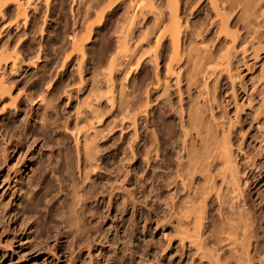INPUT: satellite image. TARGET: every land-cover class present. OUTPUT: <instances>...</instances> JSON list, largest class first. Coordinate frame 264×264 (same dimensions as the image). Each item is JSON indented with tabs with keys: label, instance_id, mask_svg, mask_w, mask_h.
<instances>
[{
	"label": "rangeland",
	"instance_id": "rangeland-1",
	"mask_svg": "<svg viewBox=\"0 0 264 264\" xmlns=\"http://www.w3.org/2000/svg\"><path fill=\"white\" fill-rule=\"evenodd\" d=\"M28 1L30 9L26 10L25 17L22 11L19 15L16 11L10 13L11 10H8L9 13L6 14L8 19L0 18V71H3L5 67L7 68L5 72L10 71L9 67L13 65L11 62L15 63L14 67L17 70L15 75L6 73V78L7 75L10 76L7 78L9 80L0 87L2 92L3 89L6 90L5 95H1L2 92L0 94V264H188L189 260L180 255L183 250L176 242V231L175 226L172 227L174 223L170 209L173 204L184 201L188 196L192 198V192L196 189L209 186L211 182H214L217 188L222 184V180L219 181V179H222L220 169L223 164L221 161L219 163L216 161L210 169L208 165L206 167L208 163L205 164L204 157L206 169L210 174L215 173L217 179L215 177V181L213 178L212 181H208L210 176L214 177L212 174H209L207 179L205 177L203 179V174L206 176L208 171L200 172L199 164L203 159L200 160L203 156L200 149L203 148L198 146L201 143L194 136V131H192L194 135L191 136L187 151L192 155L189 154L190 158L197 159L195 163L198 164L200 160L198 166L193 165L195 169L189 166L188 152L186 154L180 150L182 132L179 126L181 121L179 112L184 110L183 117L186 121L188 119L186 115L197 103L195 99H199L197 95L200 96L198 93L200 90L191 86L190 83V79L195 76V69L200 66L201 59L197 61L198 57L205 50L201 48V53L200 47H206V52L208 49L213 57H217L223 52L226 53L225 51L232 46L230 41L222 37L218 38V27H214L216 24L210 25L214 16L208 0H142V4L140 0L142 10L141 5L140 10L137 7L138 0L136 3H134L136 0H131L135 5L133 4V9L130 3V11L129 4L123 3V1L129 3L130 0H119L118 4L116 2L118 0ZM95 1L97 6L93 5ZM10 6L9 9L14 10L15 4ZM100 7L104 11L101 12ZM135 7L138 12L142 11L144 18L140 15L137 19L138 12L135 11ZM160 9L164 10V13ZM134 11L133 17L135 16L137 21L131 16L134 13H130ZM100 12L104 13L101 15ZM160 12L165 16L163 15L161 24H156V15ZM230 13L232 14L231 31L238 30L243 40L241 14L237 10ZM175 15H177L176 19ZM130 18L135 21L132 19V22H129ZM129 23L132 25L130 26ZM128 28L130 30H127ZM124 29L127 30L126 33ZM174 29L180 30V36L176 35L177 32L172 35ZM130 32L133 33L132 36ZM194 34L196 37L198 34L201 36L196 39ZM145 36L146 39H144ZM161 36V42H156ZM173 36H177V45L176 42L172 44ZM240 44L239 41L235 45L234 53L231 50L230 73L239 74V78L242 77L236 84L241 83L247 89H251L264 71V53L257 67L247 71L241 67L240 62L238 63L242 57L238 50ZM175 45L180 51L174 50ZM196 49L201 55L193 61L194 55L192 58L188 57L194 54L192 50ZM172 52L173 54L180 52L181 54L177 53V55L183 59L180 57V64L177 67L181 74L179 75L181 76L180 86L177 88L172 81L169 83L168 99L166 96H161L162 90H156V82L159 79L160 82H164L165 66L169 64L166 61L171 59ZM210 66H214V62ZM192 69L195 70L194 76L191 73ZM221 77L216 83L217 79L214 81L213 78L206 81L208 98L218 99V108L214 106L216 117H219L220 112L223 115L226 109L227 118L232 116L231 120H233V109L227 107L224 100L229 97L231 87L229 76L224 73ZM187 78L188 82H186ZM104 81L107 82V87L110 83L112 87L109 86L106 89L103 85ZM239 85H236V88ZM94 88H98V91ZM179 92L183 99L181 105L178 98ZM99 93L103 96V101L100 100L98 104L97 99L101 96ZM203 95L205 96L206 92ZM193 99L196 102L195 105H192ZM87 101L100 105L98 107L103 112L99 114L103 117L97 116L102 118L100 125L98 121L97 124L95 123L93 116L89 113L86 114H89L88 119L85 113L82 114L81 111L87 112L86 107L84 109L83 106L87 104ZM199 102L204 103L201 100ZM208 104L210 103L205 101L206 109ZM223 104L225 107L219 108ZM243 104V113L241 112L238 121L234 122L236 125L233 127L230 144L240 176L242 195L255 216L253 223L251 222L252 229L256 230L253 235L258 234L256 237L261 240L264 247V231L262 232V227L264 229V147L257 142L259 133L256 129L257 124H264V114L257 122L253 121L252 116L257 105L253 103L252 108H248L245 101ZM2 106L5 108L4 112L1 110ZM75 111H79L80 119H76L78 115ZM205 114L208 117V113L205 112ZM91 117L94 122L90 120ZM74 119H76L75 122ZM88 120L90 124L87 123ZM91 122L95 123V129L99 128L102 132L97 130L99 136L94 142L97 160L92 162L94 165L91 163L90 166L93 165V168L88 167L93 169V173L92 171L88 173L87 181L78 176L76 171L78 163L75 157L77 149L80 150L84 144L80 133L83 134L88 125H93ZM78 124H81V127ZM169 126L172 127L169 128ZM76 132H79L78 141L79 144L82 141V146L80 144L76 147L74 144L73 133L77 134ZM193 141L196 144L192 145ZM83 147L80 151L84 149ZM14 148L15 150L12 151ZM195 149L198 150L197 153L200 151L199 157H196ZM80 151L79 153L83 155L84 151L82 153ZM178 157L185 158L188 162L183 159V165L187 164L184 169L193 168L196 173L200 172V176L199 173L195 175L193 169L191 171L194 176L190 171L188 173L189 175L191 173L194 178L191 175H182L185 170L179 172V166H176L178 165L176 162L180 159ZM193 159L191 163L195 161ZM81 166L84 164L82 163ZM219 170L221 174L217 172ZM181 179L183 183L189 180L185 184L192 185L190 190L188 189L189 193L183 189L187 186H182ZM196 197V203L204 198L200 194ZM212 198L208 204L210 206L208 213L214 219H211V223L215 224L212 228H216L219 220L216 215V201L214 197ZM170 235L172 237L168 238ZM263 252L264 250L260 252L261 255ZM227 254L229 251H224L223 259L229 257ZM254 259L251 264H259L257 257ZM225 260L221 261L226 264L230 261ZM233 261L229 264H239Z\"/></svg>",
	"mask_w": 264,
	"mask_h": 264
},
{
	"label": "bare ground",
	"instance_id": "bare-ground-1",
	"mask_svg": "<svg viewBox=\"0 0 264 264\" xmlns=\"http://www.w3.org/2000/svg\"><path fill=\"white\" fill-rule=\"evenodd\" d=\"M21 1V2H20ZM26 1V3H23V2H25ZM28 0H23V2H22V0H0V18L3 20V18H5L6 17V14H8L9 12H8V10H11V12L10 13H13L14 11H16V13H18L19 14V12H21L22 11V14H23V16L25 17V12H26V10L30 7V4H28L29 3V1L27 2ZM41 1V0H40ZM75 1V0H74ZM107 1H109V0H107ZM106 1V2H107ZM115 1V0H114ZM126 1V0H125ZM135 1V0H134ZM151 1V0H150ZM176 1V0H175ZM227 0H225V2H226ZM42 2V1H41ZM61 2V1H60ZM77 2V1H76ZM79 2V1H78ZM94 2V1H93ZM92 2V3H93ZM117 2V4H118V2H119V0L118 1H116ZM129 2V1H128ZM137 2V0L134 2V3H136ZM140 2V0H138V4L139 5H137V7H138V9H139V6L142 4V0H141V4L139 3ZM223 0H208V4H209V7L211 8V11H212V14H213V20L211 21V23H210V25L211 26H213L214 24H216V25H214V27L215 26H217L218 27V38L219 37H222V38H224V39H226V40H228V41H230V43H231V48L229 49V50H227V51H225L226 53H224L223 52V54L222 55H219V56H214L213 57V54L211 53V52H209L208 51V49H207V52H206V47H200V49L201 48H205V50H204V52L202 53V49H201V53H202V55L200 54V51L199 50H197V49H199V48H197L196 50L197 51H199V52H197L196 50H192V52L194 53H196L197 52V55L194 53V54H189L190 56L188 57V58H192L193 57V55L195 56V57H193V58H195V59H193V61L194 60H197V56H200V57H198L199 59L197 60V61H199L200 59V66H198V69L196 68H194L195 70H196V72H194L195 70H193L191 73H192V75H193V72L195 73V76L194 77H192V75H190L191 77H192V79H190V83H191V86H193V87H197L200 91L198 92V93H200V96H199V94L197 95V97H199V99H195L196 101H197V103L194 101V99L193 100H191V102L193 103L192 105H195V103H196V109L194 110V108H195V106H193V108H192V111L191 112H189L186 116H188L187 118V120L186 121H184V117H183V115H184V110L182 111H177V112H179V113H176V114H178V115H180L179 116V118H181V121H180V129H181V132H182V141H181V151L182 152H185L186 154H187V150H188V148H189V141H190V139L192 138L191 136H193L192 135V131H194V133H195V137L199 140V143H201V145H199L198 144V146H201L203 149H200V148H198V149H200V151H201V153L203 154V156H201V158H200V160L204 157L205 159H206V162H205V159L203 158L202 159V163H200V160L198 161L199 163V166H201V170L200 169H198V170H200V172H203L204 171V173H206L208 170L206 169V167H207V165L209 166V168H210V166H213V165H215L214 163L216 162V161H218V162H216V163H219V161H221V163L223 164V166L221 167V171L219 170V171H217V172H221L220 174L222 175L221 177H222V179L220 178L219 179V181L220 180H222L221 182H222V184H221V186L220 187H215V185L211 182V183H209V186H206V187H203V185H202V187L203 188H201V189H196V191H193L192 193V195H193V197L192 198H190L189 196L187 197V195L185 194V196L187 197V199H184V201H182V202H180L179 201V203H175V204H173V206H172V208L170 209L171 211H172V215H171V218H172V220H173V223H174V225L172 226V227H174L175 228V231H176V233H175V238H176V242L178 243L177 245H179V247H181L182 248V250H183V252H182V254H180L181 255V257L182 256H184V259L186 258L187 259V261L189 260V262H187L188 264H194L195 262H197L196 264H226V263H224V262H222V261H224V259H226L227 261L228 260H230V261H233V262H238L239 264H251V263H253V261L255 260L254 258L255 257H257V259H258V263L259 264H264V256H263V254H264V252H263V254L261 255V253H262V251L264 250V247H263V244H262V242H261V240L260 239H257V235L256 236H254L253 235V232L254 233H256L253 229H252V225H251V222L253 223V217H255V216H253V214L251 213V210H250V205L247 203V201L244 199V197H243V195H242V190H241V188H240V176H239V172H238V168H237V166H236V164H235V161H234V157H233V152H232V148H231V144H230V140H231V135H232V132H233V127H234V125H236V124H234V122H237L238 121V116L240 115V113L244 110V104H243V101H245L246 102V105L248 106V108H252V104L253 103H255L256 105H257V108H256V110L254 111V114H253V121H256L257 122V120L259 119V117L262 115V114H264V71H262V73H261V78L259 79L258 78V80L256 81V82H254L253 84V87H251V89L249 88V89H247L245 86H243V84L241 85V83H240V85L239 84H236V83H238L239 82V79L241 78L242 79V77L240 76V78H239V74H237V75H234V74H232V73H230V66H231V61H232V56H231V50L233 51V48L235 47V45L237 44V43H239V41L241 42V44H240V47H238L239 49V51H240V53H241V60L240 61H238V63L240 62L241 64V67H243L245 70H247V71H252L253 70V68L256 66V65H258L259 64V62H261L262 61V59H263V57H261L262 56V54L264 53V44H262V41H263V39H264V0H228L226 3H225ZM229 2V3H228ZM31 3V2H30ZM65 3V2H64ZM96 3V4H95ZM95 3L93 4V5H96L97 6V2L95 1ZM99 3V2H98ZM123 3L124 4H129V6H130V3H132L131 2V0H130V2L129 3H125L124 1H123ZM122 3V4H123ZM134 3H132L131 4V6H132V8H133V4ZM178 2H176V5H178L177 4ZM15 4V8H14V10H12V9H9V8H11V6L10 5H14ZM43 4V3H42ZM106 4H108V2L106 3ZM112 4H113V2H112ZM114 4H116V3H114ZM72 5V4H71ZM77 5V4H76ZM88 5V4H87ZM86 5V6H87ZM110 5H111V3H110ZM135 5V4H134ZM68 6V5H67ZM85 6V7H86ZM88 6H90V5H88ZM126 6H128V5H126ZM125 6V7H126ZM128 6V10L130 11V9L129 8H131V6L129 7ZM137 7H135V11L137 10V12H138V9H137ZM178 7V6H177ZM91 8V7H90ZM105 8V11H106V7H104ZM30 9V8H29ZM36 9V8H35ZM53 9V8H52ZM102 8L100 7V9L99 10H101ZM108 9V8H107ZM134 9V8H133ZM178 8H176V11H178L177 10ZM140 10V9H139ZM141 10H142V5H141ZM236 10H237V12H240L239 14H241V16L240 15H237V16H240V19H241V25H242V29L244 30V34H242V36H243V40H242V37H241V35L239 34V32H238V30L236 31V32H232L231 31V28H230V25L232 26V23H230L231 22V13L230 12H236ZM98 11V10H97ZM102 11H104V9L103 10H101V12ZM135 11L134 12H130V13H134V14H131V16L133 17V15H135ZM160 11H162V9H160ZM164 11V10H163ZM162 11V12H163ZM94 12V11H93ZM99 13V14H103V13ZM162 12H160V13H158V15H156V24H158V23H160L161 21H162V19H163V17L165 16L164 14H162ZM76 13V12H75ZM85 13H86V11H85ZM129 13V12H128ZM138 13H140L139 15H138ZM137 13V15H136V17H137V19H138V17L140 16V17H143V15L141 14L142 13V11H140V12H138ZM164 13V12H163ZM21 14V13H20ZM19 14V15H20ZM71 14V13H70ZM77 14V13H76ZM157 14V13H156ZM175 14H176V12H175ZM233 14H235V13H233ZM72 15V14H71ZM164 15V16H163ZM10 16V15H9ZM46 16V15H45ZM236 16V17H237ZM8 17V16H7ZM6 17V18H7ZM102 17V16H101ZM135 17V16H134ZM133 17V18H134ZM135 17V18H136ZM133 18H130V20H129V22H132L131 20L133 19ZM134 18V19H135ZM144 18V17H143ZM177 18V15H175V19ZM238 18V17H237ZM8 19V18H7ZM17 19V18H16ZM15 19V20H16ZM45 19V18H44ZM133 19V20H134ZM137 19H135L136 21H137ZM175 19H174V21H175ZM23 20H25L24 18H23ZM77 20H78V18H77ZM81 20V19H80ZM98 20H100V18L98 19ZM98 20H96L97 22H99ZM134 20V21H135ZM1 21V20H0ZM95 21V22H96ZM164 21V20H163ZM177 21V20H176ZM32 22H34V20L32 21ZM31 22V23H32ZM45 22V21H44ZM19 23V22H18ZM5 24H7V23H5ZM24 24V23H23ZM92 24V23H91ZM97 24H99V23H97ZM161 24V23H160ZM160 24L158 25V26H160ZM173 24V23H172ZM11 25V23L9 24V26ZM32 25H34V24H32ZM44 25V24H43ZM75 25V24H74ZM129 25L131 26L132 25V23L130 24L129 23ZM163 25V24H162ZM209 25V26H210ZM3 26V25H2ZM73 26V25H72ZM158 26L156 25V28H158ZM194 26H195V24H194ZM74 27V26H73ZM202 27V26H201ZM216 27V28H217ZM196 28V27H195ZM200 28V27H199ZM125 30V29H124ZM127 30H130L129 28L127 29ZM127 30H125V33H126V31ZM132 30V29H131ZM176 30H179V29H174V32L172 33V35L173 34H176V32H177V36L179 35L180 36V30L179 31H176ZM202 30V29H201ZM233 30V29H232ZM192 31V30H191ZM196 31V30H195ZM200 31V30H199ZM205 31V30H204ZM204 31H203V33H204ZM192 32H194V31H192ZM131 33V34H130ZM129 34L132 36V32H130ZM183 33V32H182ZM196 33V32H195ZM199 33V32H198ZM201 33H202V31H201ZM128 34V33H127ZM149 34V33H148ZM122 35H123V33H122ZM129 35V36H130ZM193 35V34H192ZM195 35V34H194ZM204 35V34H203ZM125 36H126V34H125ZM125 36L123 37V38H125ZM129 36H128V39H129ZM177 36H173L171 39H172V44H173V42L177 45V41H178V39H177ZM201 36V35H200ZM199 36V34H198V36L197 37H200ZM148 37V36H147ZM176 37V38H175ZM192 37V36H191ZM194 37H196V35L194 36ZM197 37H196V39H197ZM132 38V37H131ZM130 38V39H131ZM160 39L159 40H156V42H161V38H162V36L161 37H159ZM174 38V39H173ZM179 38V37H178ZM144 39H146V36H145V38ZM164 39V38H163ZM162 39V40H163ZM201 39V38H200ZM125 40V39H124ZM177 40V41H176ZM242 40V41H241ZM136 41V40H135ZM143 41V40H142ZM145 41V40H144ZM215 41V40H214ZM141 42V41H140ZM140 42H138V43H140ZM202 42V41H201ZM207 42V41H206ZM224 42V41H223ZM197 43H199V42H197ZM203 43H204V41H203ZM228 43V42H227ZM136 44H137V42H136ZM158 44V43H157ZM160 44V43H159ZM158 44V45H159ZM187 44V43H186ZM196 44V43H195ZM194 44V45H195ZM176 45H175V51H180V49L179 48H176ZM199 45V44H198ZM203 45V44H202ZM205 45H207V43L205 44ZM213 45V44H212ZM218 45H219V43H218ZM224 45V44H223ZM220 46H222V45H220ZM229 46V45H228ZM239 46V45H238ZM136 47H138V45H136ZM173 47V46H172ZM194 47V46H193ZM218 47V46H217ZM224 47V46H223ZM230 47V46H229ZM207 48H208V46H207ZM220 48V47H219ZM187 49V48H186ZM195 49V48H194ZM228 49V48H227ZM221 50V49H220ZM223 50V49H222ZM235 50V49H234ZM174 51V52H175ZM184 51V50H183ZM187 51V50H186ZM190 51V50H189ZM211 51V50H210ZM178 53V52H177ZM177 53L176 54H173V52H172V55H170V57H171V59H168L166 62H168L169 64L167 65V66H165L166 67V73H165V80H164V82L162 81V82H160L159 80H158V82H156V90H162V97L163 96H166L167 97V94H168V92L170 91V82L172 81V84L174 85V86H176L177 88H179V86H180V77L181 76H179V75H181V74H179L180 72L177 70L178 68V64H180V57L177 55ZM189 53V52H188ZM222 53V52H221ZM233 53H234V51H233ZM178 54H181L180 52L178 53ZM186 54V53H185ZM174 55V56H173ZM184 55V54H183ZM182 55V56H183ZM237 55V54H236ZM167 56V55H166ZM235 56V55H234ZM202 57V58H201ZM249 57V58H248ZM68 58V57H67ZM67 58H64V59H67ZM169 58V57H168ZM181 59H183L182 57H181ZM234 59V58H233ZM246 59H247V61H248V59H249V62H247L246 61ZM2 60H4V59H2ZM6 60V59H5ZM235 60V59H234ZM252 60V62H250ZM13 62H14V59L12 60ZM63 61V60H62ZM164 61V60H163ZM2 62V61H1ZM213 62H214V66H210V64L212 65L213 64ZM82 63V62H81ZM80 63V64H81ZM237 63V64H238ZM4 65H5V63H3ZM11 64H13V65H11L10 67H9V69H10V71L8 70V72H9V75H15L16 74V72H17V70L15 69L16 67H14L15 66V63H12L11 62ZM79 64V63H78ZM79 64V65H80ZM189 64V63H188ZM62 65V64H61ZM260 65H261V63H260ZM6 66V65H5ZM4 66V67H5ZM120 66V65H119ZM195 66H197V65H195ZM11 67H14V68H11ZM17 67H18V65H17ZM61 67V66H60ZM121 67V66H120ZM257 67V66H256ZM1 68V67H0ZM6 68V67H5ZM4 68V70H6ZM19 69V68H18ZM60 69H62V67L60 68ZM157 69V68H156ZM181 69V68H180ZM1 70V69H0ZM2 70H3V67H2ZM0 71V87H1V85L2 84H4V82H6V81H8L9 79H7L8 77H10V76H8L7 75V78H6V73H8L7 71L5 72V71ZM118 70V69H117ZM236 70V69H235ZM263 70V69H262ZM80 71V70H79ZM120 71V70H119ZM180 71H182V70H180ZM237 71H239V70H237ZM157 72V71H156ZM187 72H189V71H187ZM190 73V72H189ZM224 73L225 74H228V76H229V81H230V84H231V87L229 88L230 89V92H229V97L227 98V100L226 99H224L225 100V104H226V106L227 107H230V108H232L233 110V120H231V117L230 118H227V112H226V109H224L225 111H223V115H221V112L219 113L220 115H219V117H216L215 116V110H214V106L216 107L217 106V108H218V99L217 98H208V96H209V94H208V91H207V82L206 81H209V79L210 78H213V80L215 79H217L216 81H215V83L220 79V77L222 76V75H224ZM247 73V72H246ZM251 73V72H250ZM110 75V74H109ZM157 75V74H156ZM159 76V75H158ZM184 77H185V75H184ZM15 78V77H14ZM99 78V77H98ZM109 78H110V76H109ZM162 78H164V77H162ZM222 78V77H221ZM88 79V78H87ZM157 79V78H156ZM83 80V79H82ZM111 79H109V81H110ZM12 81V80H11ZM76 81V80H75ZM93 81V80H92ZM186 81V80H185ZM253 81V80H252ZM255 81V80H254ZM101 82H102V80H101ZM111 82V81H110ZM186 82H188V78H187V81ZM243 82V81H242ZM61 83V82H60ZM97 83V82H96ZM103 83V82H102ZM189 83V84H190ZM213 84H214V82H212ZM12 84V83H11ZM85 84V83H84ZM106 84H107V82L106 81H104V84L103 85H105V88L107 89V88H109V86H111V83H110V85H108V87L106 86ZM188 84V85H189ZM245 84V83H244ZM76 85V84H75ZM95 85V84H94ZM114 85V84H113ZM236 85H239V87H237L236 88ZM84 86V85H83ZM83 86H80V87H83ZM93 86V85H92ZM95 86H97V85H95ZM94 86V87H95ZM215 86H217L216 84H215ZM6 87V86H5ZM67 87V86H66ZM98 87V86H97ZM112 87V86H111ZM212 87V86H211ZM7 88V87H6ZM11 88H12V85H11ZM176 88V89H177ZM197 88H196V90H197ZM238 88H239V90H238ZM66 89V88H65ZM80 89V88H79ZM79 89H77L78 91H80L81 92V90H79ZM95 89V88H94ZM214 89V88H213ZM2 89H0V94H1V91ZM68 90V89H67ZM95 90H97L98 91V88H96ZM111 90V89H110ZM177 90H179V89H177ZM181 90V89H180ZM179 90V91H180ZM183 90V89H182ZM185 90H187V89H185ZM69 91V90H68ZM176 91V90H175ZM238 91H240V92H238ZM8 92H10V91H8ZM53 92V91H52ZM79 92V93H80ZM100 92V91H99ZM105 92H106V90H105ZM110 92V91H109ZM187 92V91H186ZM185 92V93H186ZM189 92V94H190V91H188ZM205 92H206V95L204 96L203 94H205ZM5 93H6V90L5 89H3V92H2V94L1 95H5ZM18 93V92H17ZM21 94H22V91L20 92ZM65 93V92H64ZM102 93V92H101ZM178 93V92H177ZM214 93V92H213ZM25 94V93H24ZM63 94V93H62ZM65 94H68V93H65ZM64 94V95H65ZM100 94V93H99ZM106 94V93H105ZM105 94H103V95H105ZM109 94V93H108ZM17 95V94H16ZM20 95V94H19ZM54 95V94H53ZM101 95V94H100ZM91 96V95H90ZM89 96V97H90ZM95 96V95H94ZM106 96V95H105ZM160 96V98H162ZM192 96V95H191ZM20 97V96H19ZM86 97V96H85ZM88 97V96H87ZM102 95L100 96V97H98V99H97V102H98V104H99V102H100V100H102L103 101V99H102ZM169 97V96H168ZM167 97V98H168ZM1 98V97H0ZM5 98V97H4ZM14 98V97H13ZM90 98H92V97H90ZM89 98V99H90ZM110 98V97H109ZM172 98V97H171ZM178 98H179V104L181 105L182 104V101H183V99H182V94L179 92V96H178ZM193 98V97H192ZM41 99H43V98H41ZM84 99V98H83ZM94 99V98H93ZM92 99V100H93ZM169 99V98H168ZM217 99V100H216ZM8 100V99H7ZM13 100V99H12ZM15 100H16V98H15ZM87 100V99H86ZM108 100V99H107ZM199 100H201V101H203L204 103H202L201 104V102H199ZM243 100V101H242ZM34 101V100H33ZM90 102H91V99L89 100ZM111 101V100H110ZM205 101H206V103H210V104H208V109H206V106L204 105L205 104ZM14 102V101H13ZM71 102V101H70ZM76 102H77V100H76ZM81 102V101H80ZM79 102V103H80ZM92 102H94V101H92ZM107 102V101H106ZM168 102H169V100H168ZM173 102V101H172ZM222 102H223V100H222ZM15 103V102H14ZM14 103H12V104H14ZM34 103V102H33ZM83 103V102H82ZM108 103V102H107ZM110 103V102H109ZM167 103V102H166ZM170 103V102H169ZM178 103V102H177ZM11 104V105H12ZM189 104H191V103H189ZM254 104V105H255ZM10 105V106H11ZM87 105V106H86ZM95 105L98 107V106H100V105H97V103L95 102L94 104L93 103H88V101H87V104H84L83 106H84V109H85V107H86V111L87 112H83V111H81L82 112V114L83 113H85L84 115H86L87 113H89L90 114V116H93V120L95 121V123L97 122L98 123V125H100V123H102V121L100 122V120L102 119V118H100V117H103L102 115L100 116L99 114H100V112H102L101 110H100V108L98 107H96L95 108ZM112 105H113V103H112ZM112 105H110V106H112ZM170 105V104H169ZM207 105V104H206ZM245 105V106H246ZM5 106V105H4ZM49 106V105H48ZM186 106H188V105H186ZM121 107L123 108V106L121 105ZM223 107H225L224 106V104H223V106H221V107H219V108H221V109H223ZM11 108V107H10ZM49 108V107H48ZM47 108V109H48ZM105 108V107H104ZM118 108H120V107H118ZM217 108H216V110H217ZM83 109V110H84ZM98 109H99V111H98ZM102 109V108H101ZM180 109H182V107L180 108ZM1 110L4 112V110H5V108H3V106H2V108H1ZM77 110V109H76ZM105 110V109H104ZM178 110V109H177ZM194 110V111H193ZM220 110V109H219ZM79 111H80V108H79ZM79 111H75L77 114L76 115H78V118H76V119H80V113H79ZM158 111V110H157ZM173 111V110H172ZM44 112V111H43ZM176 112V111H175ZM174 112V113H175ZM205 112H207L208 114V117H206V114H205ZM1 113V112H0ZM103 113V112H102ZM165 113V112H164ZM243 113V112H242ZM245 113V112H244ZM3 114V113H2ZM82 114H81V116H82ZM89 114L88 115H86V116H88L87 117V119L88 118H90L89 117ZM137 114V113H136ZM186 114V113H185ZM74 115V117H75V114H73ZM135 115V114H134ZM217 115V114H216ZM247 115V114H246ZM47 116V115H46ZM86 116H84V118H86ZM97 116H100L99 118L97 117ZM230 116V115H229ZM83 117V116H82ZM94 117H96V119H94ZM5 118V117H4ZM26 118V117H25ZM57 118V117H56ZM128 118V117H127ZM186 118V117H185ZM76 119H74V122H75V120ZM99 119V120H98ZM123 119V118H122ZM129 119H130V117H129ZM264 119V118H263ZM90 120H92V117H91V119ZM90 120H88L87 121V123L88 124H90ZM92 120V121H93ZM131 120H133L132 118H131ZM13 121V120H12ZM56 121V120H55ZM93 121V122H94ZM108 121V120H107ZM123 121V120H122ZM127 121V120H126ZM170 121H172V119L170 120ZM252 121V122H253ZM264 121V120H263ZM78 122H79V120H78ZM82 122H84V121H82ZM85 122H86V120H85ZM100 122V123H99ZM106 122V121H105ZM133 122V121H132ZM26 123V122H25ZM65 123V122H64ZM92 123V122H91ZM95 123L93 124L94 125V127H93V125H88L87 126V124H86V126H87V128H86V130L83 132V134H82V132L80 133V135H81V138L83 137V146H82V141H81V146L84 148V149H82V151H84L83 152V155H81L80 153H79V151L81 150V148L78 146V148H80V150L79 149H77L78 150V152H76V157H75V159H76V161H77V163L79 164V163H81V164H79L80 166H78V164H77V167H76V171H77V173L79 174L78 176H80L81 178L83 177L84 179H87V176H89L88 175V173L89 172H91L93 169H89L88 167H90V168H93L92 166L94 165L93 163H94V161H96L97 159V155H96V151L94 152V147L96 146H94V142H96L95 141V139L99 136V132L97 131V130H99V128L97 129H95ZM96 123V124H97ZM127 123V122H126ZM169 123V122H168ZM171 123V122H170ZM173 123V122H172ZM74 124V123H73ZM76 124V123H75ZM242 124V123H241ZM257 124V123H256ZM24 125V124H23ZM27 125V124H26ZM67 125V124H66ZM79 125V124H78ZM81 125V124H80ZM79 125V126H80ZM84 125V124H83ZM77 126V125H76ZM75 127V126H74ZM81 127V126H80ZM79 127V128H80ZM108 127H109V125H108ZM107 127V128H108ZM120 127V126H119ZM170 127H172V126H169V128ZM67 128V127H66ZM75 128H77V127H75ZM84 128V129H85ZM74 129V128H73ZM72 129V130H73ZM82 129V128H81ZM102 129V128H101ZM119 129V128H118ZM165 129V128H164ZM235 129V128H234ZM256 129H257V131H258V133H259V141H257L258 143H260V145H262L263 147H264V124L263 125H259V124H257L256 125ZM24 130V129H23ZM105 130H108V129H105ZM173 130V129H172ZM75 131H76V129H75ZM99 131H101V130H99ZM160 131V130H159ZM170 131V130H169ZM102 132V131H101ZM168 132V131H167ZM77 134H75V133H73V139H74V144H75V146L77 147V145H80L79 144V138H78V136H79V132H76ZM121 133V132H120ZM174 133V132H173ZM176 133V132H175ZM241 133V132H240ZM246 133V132H245ZM92 134V138H90V135ZM234 134V133H233ZM236 135V134H235ZM257 135V134H256ZM72 137V136H71ZM136 137V136H135ZM194 137V138H195ZM32 138V137H31ZM242 138V137H241ZM170 139V138H169ZM80 140H82V139H80ZM136 140V139H135ZM193 140V139H192ZM191 140V141H192ZM11 141V140H10ZM178 141V140H177ZM191 143V142H190ZM195 142L193 141V143H192V145L194 144ZM240 143V142H239ZM5 144V143H4ZM196 144V143H195ZM243 144V143H242ZM191 145V144H190ZM5 146V145H4ZM15 146V145H14ZM101 146V145H100ZM195 146V145H194ZM259 146V145H258ZM257 146V147H258ZM179 147V146H178ZM192 147V146H191ZM240 147H241V145H240ZM240 147H238V148H240ZM97 148V147H96ZM76 149V148H75ZM205 149V150H204ZM1 150V149H0ZM8 150V149H7ZM15 150V148L12 150V151H14ZM157 150V149H156ZM238 150V152H240L239 151V149H237ZM82 151H80L81 153H82ZM181 151H180V154H181ZM194 151V150H193ZM196 151H198V150H196L195 149V152ZM199 151V152H200ZM207 153H206V152ZM6 152V151H5ZM4 152V153H5ZM156 152H158V151H156ZM179 152V151H178ZM199 152L197 153L196 152V157H199L198 156V154H199ZM7 153V152H6ZM5 153V154H6ZM101 153V152H100ZM204 153H206V154H204ZM98 154V153H97ZM175 154V153H174ZM189 152H188V157L190 158L191 156H189ZM68 155V154H67ZM176 155V154H175ZM185 155V154H184ZM201 155V154H200ZM204 155H206V156H204ZM255 155V154H254ZM168 156V155H167ZM2 157V156H1ZM102 157V156H101ZM3 158V157H2ZM50 158V157H49ZM72 158V157H71ZM70 158V160H72ZM164 158V157H163ZM168 158V157H167ZM178 158H180V157H178ZM185 158H186V156H185ZM185 158H183V159H185ZM65 159H67V157L65 158ZM170 159V158H169ZM183 159H182V157L176 162V164L178 163V165H176V166H179V172H182L183 171V169L185 168V165L187 166V164H185V165H183L184 164V162H183ZM192 159L193 158H190V160H188V161H190L189 162V166H195V164H197V163H195V162H197L196 160H195V158L193 159V160H195V161H193L192 163H191V161H192ZM248 160V159H247ZM171 161V160H170ZM185 161H186V159H185ZM205 162V164L206 163H208V164H206V167H205V165H204V162ZM249 161V160H248ZM252 161V160H251ZM261 161V160H260ZM5 162V161H4ZM67 162V161H66ZM93 162V163H92ZM187 162V161H186ZM185 162V163H186ZM82 163L84 164V166H81L82 165ZM91 163L93 164L92 166H90L91 165ZM188 163V162H187ZM194 163V164H193ZM220 163V164H221ZM252 163V162H251ZM65 164V163H64ZM69 164H70V162H69ZM72 164V163H71ZM198 164H197V166H198ZM221 164V165H222ZM40 166H41V164H39ZM42 165H43V163H42ZM89 165V166H88ZM166 165H167V163H166ZM170 165V164H169ZM204 165V166H203ZM220 165V166H221ZM188 166V167H189ZM193 166V167H194ZM65 167H67V166H65ZM69 167V166H68ZM67 167V168H68ZM158 167V166H157ZM203 167L205 168V169H203ZM215 167V166H214ZM252 167H253V165H252ZM41 168V167H40ZM88 168V169H87ZM220 168V167H219ZM257 168V167H256ZM161 169V168H160ZM186 169H187V167H186ZM184 169L185 170V172H183V174L182 175H184V174H186L187 176H190L191 175V173L193 172V171H191L193 168H190V170L189 169ZM194 169H195V167H194ZM193 169V170H194ZM211 169V168H210ZM215 169V168H214ZM223 169V170H222ZM67 170V169H66ZM96 170V169H95ZM102 170V169H101ZM125 170V169H124ZM207 170V171H206ZM251 170V169H250ZM257 170V169H256ZM69 171V170H68ZM187 171V172H186ZM188 171H190L191 173H190V175H189V173H188ZM195 172V175L196 174H198L199 173V176H200V172L198 171V173H196V170H194ZM206 171V172H205ZM36 172V171H35ZM34 172V173H35ZM70 172V171H69ZM103 172V171H102ZM178 172V173H179ZM212 172V171H211ZM73 173V172H72ZM92 173H93V171H92ZM91 173V174H92ZM166 173V172H165ZM178 173L176 174V175H178ZM194 173H192L193 174V176H194ZM67 174V173H66ZM180 174V173H179ZM203 174V173H202ZM210 173H209V171H208V174L206 173V176L203 174V179H205L207 176H210L211 174L214 176V177H212V176H210L207 180L208 181H212V178L214 179L213 181H215L216 179H217V177H216V175H214L213 174V172L209 175ZM69 175V174H68ZM67 175V176H68ZM73 175V174H72ZM182 175H181V178H182ZM192 175H191V177H193ZM119 177V176H118ZM172 177V176H171ZM189 178L188 177V179H191L192 180V178ZM205 177V178H204ZM215 177H216V179H215ZM242 177V176H241ZM75 178V177H74ZM79 178V177H78ZM124 178V177H123ZM162 178V177H161ZM160 178V179H161ZM173 178V177H172ZM179 178H180V176H179ZM194 178V177H193ZM83 179V180H84ZM170 179V178H169ZM183 179V178H182ZM181 179V180H182ZM186 179V178H185ZM17 180V179H16ZM33 180V179H32ZM75 180V179H74ZM80 180H82V179H80ZM91 180V179H90ZM90 180H89V182H90ZM180 180V179H179ZM190 180V181H191ZM87 181H88V179H87ZM186 181H189V180H186ZM186 181H184L185 183H186ZM97 182V181H96ZM181 182V181H180ZM202 182H204V181H202ZM82 183V182H81ZM85 183V182H84ZM93 183V182H92ZM182 183H183V180H182ZM182 183H180L181 185H182ZM185 183H183V185L182 186H184V185H186L187 186V188H183V189H185V190H187V192L190 190V187L192 186H189L190 185V183H188L189 185H187V184H185ZM77 184V183H76ZM90 184V183H89ZM96 184V183H95ZM97 184H98V182H97ZM210 184H212V185H210ZM72 185V184H71ZM115 185V184H114ZM201 185V184H200ZM206 185V184H205ZM204 185V186H205ZM76 186V185H75ZM166 186V185H165ZM168 186H170V185H168ZM185 186V187H186ZM242 187H245V186H242ZM94 188V187H93ZM97 188V187H96ZM116 189H118V188H116ZM169 189V188H168ZM189 189V190H188ZM73 190V189H72ZM71 190V191H72ZM75 190H76V188H75ZM79 190V189H78ZM121 191V190H120ZM178 191V190H177ZM197 191H198V193H197ZM248 191V190H247ZM73 192V191H72ZM71 192V193H72ZM95 192V191H94ZM75 193V192H74ZM189 193V192H188ZM76 194V193H75ZM110 194V193H109ZM182 194V193H181ZM198 194H200L201 196H203L204 198H201L199 201V203H196V196H198ZM73 196V195H72ZM76 196V195H75ZM184 196V197H185ZM79 197V196H78ZM77 197V198H78ZM82 197H83V195H82ZM87 197V196H86ZM212 197H214V199H215V203H216V215H217V218H218V220H219V225H218V227L216 226V228H212V227H214L215 226V224L214 223H211V219H212V216H210L209 215V213H208V211H209V208H210V206L208 205L209 204V202H210V200H211V198ZM74 198V197H73ZM80 198V197H79ZM249 198V197H248ZM199 199V198H198ZM213 199V198H212ZM70 200V199H69ZM74 200V199H73ZM83 200V199H82ZM86 200V199H85ZM212 201H214V200H212ZM212 201H211V203H212ZM162 202H164V201H162ZM166 202V201H165ZM68 203V202H67ZM168 203V202H167ZM174 203V202H173ZM252 203V202H251ZM198 204V205H197ZM214 204V203H213ZM75 205V204H74ZM84 205V204H83ZM215 205V204H214ZM171 206V205H170ZM76 207H78L77 205H76ZM69 209V208H68ZM67 209V212L69 211ZM80 209V208H79ZM83 209V208H82ZM253 209V208H252ZM74 210H75V208H74ZM78 211V210H77ZM166 213V212H165ZM90 215V214H89ZM170 217V216H169ZM163 219V218H162ZM160 220V219H159ZM164 220V219H163ZM166 220V219H165ZM207 220V221H206ZM212 220H214V219H212ZM161 221V220H160ZM215 222V221H214ZM168 223V222H167ZM160 224V223H159ZM170 226H171V224H170ZM254 227H255V225H254ZM255 229V228H254ZM264 231V229H263V227H262V232ZM261 232V233H262ZM264 235V234H263ZM172 236L170 235V237H168V238H171ZM174 237V236H173ZM252 238H254L255 240H251ZM261 238V237H260ZM169 240H171V239H169ZM253 243H255L254 245H253ZM166 247V246H165ZM228 250L229 251V254H227V256L229 255V257L228 258H224L223 259V255H224V251H226V250ZM178 251V250H177ZM253 252V253H252ZM261 252V253H260ZM178 255H179V252H178ZM255 255H257V256H255ZM196 260V261H195ZM222 260V261H221ZM225 260V261H226ZM230 261H229V263H230ZM176 263V262H175ZM179 263V262H178ZM228 263V264H229ZM235 264V263H234ZM237 264V263H236Z\"/></svg>",
	"mask_w": 264,
	"mask_h": 264
}]
</instances>
